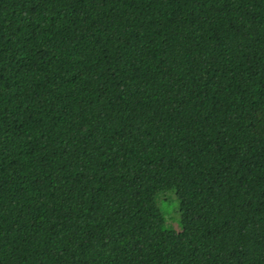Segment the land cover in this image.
Listing matches in <instances>:
<instances>
[{"label": "trees", "instance_id": "1", "mask_svg": "<svg viewBox=\"0 0 264 264\" xmlns=\"http://www.w3.org/2000/svg\"><path fill=\"white\" fill-rule=\"evenodd\" d=\"M0 264H264V0H0Z\"/></svg>", "mask_w": 264, "mask_h": 264}, {"label": "rangeland", "instance_id": "2", "mask_svg": "<svg viewBox=\"0 0 264 264\" xmlns=\"http://www.w3.org/2000/svg\"><path fill=\"white\" fill-rule=\"evenodd\" d=\"M158 204L162 208L164 213L167 215L168 210H170L172 206H177V201H176V199L175 200H166V199H162V197H160L158 199ZM171 223L176 225V222L173 220L171 221Z\"/></svg>", "mask_w": 264, "mask_h": 264}]
</instances>
